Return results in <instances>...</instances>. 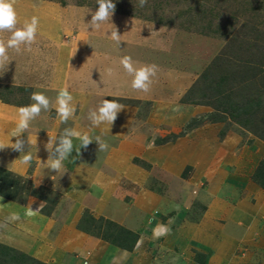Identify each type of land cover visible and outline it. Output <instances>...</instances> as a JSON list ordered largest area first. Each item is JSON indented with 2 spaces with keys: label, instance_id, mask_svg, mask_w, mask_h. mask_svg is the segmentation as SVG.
I'll return each mask as SVG.
<instances>
[{
  "label": "crops",
  "instance_id": "obj_1",
  "mask_svg": "<svg viewBox=\"0 0 264 264\" xmlns=\"http://www.w3.org/2000/svg\"><path fill=\"white\" fill-rule=\"evenodd\" d=\"M19 108L0 101V244L46 264H261L264 190L252 180L264 159L261 142L240 146L241 138L229 143L231 134L218 141L195 129L149 148L174 127L162 120L166 124L148 136L139 121L129 127L122 121L107 128L116 137L110 144L111 135H104L107 150L80 148L73 138L72 155L53 171L46 145L54 147L57 130L50 124L56 118L42 110L19 138L12 137ZM88 122L82 134L91 138ZM155 122L150 116L142 124ZM72 127L78 131L76 122ZM17 139L25 141V152L11 148ZM26 152L33 156L27 165L21 163ZM43 188L56 196L47 211ZM85 210L137 234L133 249L79 231ZM12 214L19 219L10 220ZM158 226L169 231L154 237Z\"/></svg>",
  "mask_w": 264,
  "mask_h": 264
},
{
  "label": "rangeland",
  "instance_id": "obj_2",
  "mask_svg": "<svg viewBox=\"0 0 264 264\" xmlns=\"http://www.w3.org/2000/svg\"><path fill=\"white\" fill-rule=\"evenodd\" d=\"M113 3V16L95 28L90 21L99 7L96 0H15L16 28H22L32 16L39 18V25L34 43L21 44L19 52L7 50L9 59L0 66V98L19 107L34 103L30 99L34 92L49 98L45 111L51 119L56 118L50 127L57 130L53 155L63 130L73 128L76 122L82 134L90 123V111H98L104 99L118 101L123 109L109 126L107 122L88 126L89 130L94 127L90 144L94 150L99 145L97 137L104 142V135H111L107 128L112 130L122 121L129 127L133 120L147 129L148 136L166 124L162 120L174 127L155 137V144L195 129H202L200 133L207 137L215 135L218 141L231 134L226 137L230 144L237 138H241L240 146H249L253 140L264 144V64L260 66L264 63V0H147L143 7L139 0ZM115 28L121 36L119 43L111 39ZM11 35L7 30L0 32V40L7 44ZM241 45H249L247 57L263 73L242 93L250 100L246 112L225 114L219 122H212L218 115L216 104L208 96V80L199 79L207 69L220 75L212 64L225 71L235 66ZM123 56H130L136 68L158 66L149 92L131 87L133 76L120 64ZM62 88L73 96L75 108L67 123H62L56 112V97ZM251 92L258 96L251 98ZM256 97L262 102H254ZM150 116L159 123L156 127L142 124ZM111 137L107 140L110 144L116 139ZM40 193L47 200V211L56 196L44 188ZM98 225L101 236L116 240L118 229L108 228L103 221ZM100 240L118 247L119 242Z\"/></svg>",
  "mask_w": 264,
  "mask_h": 264
},
{
  "label": "clouds",
  "instance_id": "obj_3",
  "mask_svg": "<svg viewBox=\"0 0 264 264\" xmlns=\"http://www.w3.org/2000/svg\"><path fill=\"white\" fill-rule=\"evenodd\" d=\"M99 5L98 9L92 15L90 25L95 28H99L101 23L108 21L114 14L116 4L113 0H96ZM147 3V0H139V6L143 7ZM15 0H0V32L5 30L12 32L11 37L7 40V44L3 40H0V66H3L9 59L7 50L9 48L15 49L17 52L20 51V45L26 44L31 45L35 42L37 29L39 25V18L32 16L30 22L25 21L22 28L17 29L16 24L18 22L17 12L14 8ZM15 29V30H14ZM120 35L115 28L111 32V39L119 43ZM120 64L126 70V72L133 76L131 87L134 90H140L145 93L150 91V85L152 84V77L157 74L158 66L155 64L144 65L136 68L133 66V61L130 56H123L120 59ZM109 75L112 74V69H107ZM30 99L34 103L22 106L18 109L19 121L12 133V137L19 138L21 134L29 128L30 122L40 115L42 110L49 108V98L43 93L34 92L31 94ZM73 96L69 93L67 88H62L56 97V112L62 123H67L69 118L74 114L75 108L72 106ZM123 109V105L116 100L104 99L98 111H90L89 119L92 121L94 126H99L102 123L113 124L117 118V114ZM179 110V108L175 109ZM73 138L80 140V148H87L93 140L87 133L81 134L79 131L73 128H65L58 139V142L53 149L49 150L50 142L46 145L50 155L48 158L49 169L58 171L63 167V162L67 160L73 153ZM96 142L99 144V150H107L109 145L106 142L96 138ZM154 146V141L149 143L148 147ZM11 148L15 151L25 152V141L17 139L15 143H12ZM4 149V145L0 144V150ZM79 155V152L77 153ZM33 156L30 152H26L21 159V163L30 164ZM39 210V209H38ZM37 210V211H38ZM35 211L29 209L27 215L31 216ZM10 220H18L19 216L12 214L9 217ZM169 230L163 226H158L157 229L153 230L154 237L167 234Z\"/></svg>",
  "mask_w": 264,
  "mask_h": 264
},
{
  "label": "trees",
  "instance_id": "obj_4",
  "mask_svg": "<svg viewBox=\"0 0 264 264\" xmlns=\"http://www.w3.org/2000/svg\"><path fill=\"white\" fill-rule=\"evenodd\" d=\"M248 47L249 45H247L246 47L242 45L240 47H237V53L234 57L236 59L235 66H232L231 68L227 69V71H225L221 69V66L216 67L215 65L212 64L211 67H215V70H217L220 73V75L214 73L211 74L210 69H207L205 70V72H203V74L199 79V81L208 80L209 83V85L207 86L209 93L208 96L212 98L214 104H216L214 105V107L215 109H217L218 115H216V118L212 120V122H219L223 118V115L225 114H234V113L237 114L238 112H243V111L246 112V108L250 104V100L247 99L245 95H243L242 93L243 91L248 90L250 83L254 81L253 79L256 78L257 75L259 78L261 73H263L262 70L260 69V66H262L264 63H261L260 66L257 65L256 67L253 61L247 57L250 54L249 53L250 49ZM241 54H243L244 57H242ZM257 56L258 54L256 53V57ZM263 79L264 78L262 77L261 80ZM257 92H251L249 95L251 96V98H254V96H258L255 94ZM0 100L2 101V98H0ZM2 102L10 104L4 100ZM254 102H257L259 104L262 101L261 99L256 97V99H254ZM180 136L182 135L180 134L173 135L171 138L167 140H163L160 144L172 141ZM252 180L262 190H264V160H261L257 165L252 175ZM102 221L106 222L107 226H109L108 228H110L111 226L112 229H118L123 234L118 232L119 235L116 234L117 235L116 240L112 239V237L101 236L100 233L101 226L98 225V222H102ZM77 229L85 234L96 237L98 239H103L113 244H115V242H119L118 244L116 243V245L119 248L125 250H132L138 240L137 234L127 231L124 228L117 225L116 223L111 222L109 220H105L102 217L95 218L94 216L91 215V213L88 210H85L83 212L81 218L77 223ZM0 264H46V263L39 261L14 248L0 244Z\"/></svg>",
  "mask_w": 264,
  "mask_h": 264
}]
</instances>
